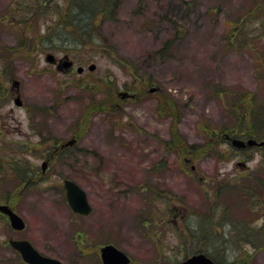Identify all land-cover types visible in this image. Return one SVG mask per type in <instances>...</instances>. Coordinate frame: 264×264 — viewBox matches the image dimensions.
<instances>
[{
    "label": "rangeland",
    "instance_id": "rangeland-1",
    "mask_svg": "<svg viewBox=\"0 0 264 264\" xmlns=\"http://www.w3.org/2000/svg\"><path fill=\"white\" fill-rule=\"evenodd\" d=\"M16 6L0 0V16ZM0 22L11 93L0 97V198L12 197L27 223L15 232L0 214V264H27L11 238L65 264H102L107 244L133 264H177L202 249L226 264H264L261 241L243 244L264 228V196L248 200L229 188L237 176L264 181V156L234 146L235 136L220 143L235 113L264 106V0H117L97 46L78 54L93 60L70 71L59 68L72 60L64 49L19 47L10 15ZM33 26L25 28L31 45L45 33L42 22ZM215 130L221 136L209 135ZM73 140L31 187L5 171L18 158L39 172L48 149ZM65 179L86 191L92 214L72 211ZM203 223L220 229L217 237L190 238Z\"/></svg>",
    "mask_w": 264,
    "mask_h": 264
},
{
    "label": "trees",
    "instance_id": "trees-1",
    "mask_svg": "<svg viewBox=\"0 0 264 264\" xmlns=\"http://www.w3.org/2000/svg\"><path fill=\"white\" fill-rule=\"evenodd\" d=\"M116 4L117 0H16L17 6L12 11L9 10V14H3L0 16V21L10 15L13 21L11 25L17 34L16 37H18L21 42L19 47H25L26 42L28 46L42 51L45 49L60 48L64 49V52H66L67 55L69 54L68 56L72 57V60L85 63L87 60H93L94 57L91 55H85L81 59V56L78 54L82 53L84 49H92L97 46L98 39L96 38L95 33L105 20L108 19L109 14L116 7ZM41 22L44 25L45 33L44 35L37 37L36 42L38 43L34 42L35 45H31L32 39L31 41H28L30 38L27 35L25 36V28H30L31 30L35 27L33 24L36 25ZM35 30L37 33V29ZM23 39L24 42L22 43ZM33 39L35 40V38ZM169 46L170 43L169 45L167 43L165 49ZM1 50H3V47L0 46V51ZM162 51L163 50H161V52ZM6 65L7 64H3L2 66L0 64V97H3V100H8L11 96L8 88L5 87L6 84L4 85L2 83V80L7 83L10 77L7 74L6 77H2L3 72L7 69ZM141 79L142 83H149L146 79ZM9 93L10 96L6 97ZM101 105H104V103H101ZM93 108L94 107L90 108L89 112H92ZM262 108L257 107L252 109V112L250 113L251 116L249 114L247 115L245 111L235 113L234 121L237 120V122H234L235 124L233 126H223L221 128V132L224 136L222 137L223 139H221L220 143L229 142V138L232 136L264 142V110ZM83 119L86 122L85 124L88 125L87 122L89 121L90 116L85 114ZM245 120L247 122H245ZM215 133L221 136L217 130L214 131V134L212 133L209 135L214 137ZM202 148L203 151L211 150L213 149V145H203ZM66 150L67 149L61 150L59 147L53 149V152H50V154L54 155L55 158L53 157L52 159H56L57 154L65 152ZM195 150L198 152V148ZM259 152L262 156H264V145L259 147ZM22 160L24 159H12L11 162H7L8 164L4 166H6L5 171H10L12 174L9 175L13 178V180H17L20 187L22 186V188L26 189L39 183L38 181L40 180L38 178L41 176V171L38 172L35 170V165H32L30 162L24 163ZM0 170H4V168ZM256 170L261 171L263 169L257 168ZM249 176H252V174ZM2 177L3 179H6L3 173ZM237 177L234 178L235 183L233 186H230L229 188L235 193L242 194L243 198H247L248 200H257L258 202L261 201L264 196V181L261 179L262 177H260V179H257L256 177H247L243 180L241 178L244 176ZM0 201L8 203L11 207L15 203L13 198L8 197L7 195L1 197ZM143 220L144 219H142V221ZM144 222L147 224V222L151 223L153 220L146 219ZM202 225H204V223L195 228L194 231H189L190 238H197L198 240L204 239V241H207L214 239L220 233V229H217L216 231L209 229L205 230L202 229ZM190 238L187 237V240H190ZM249 238L245 240L243 243L244 245H252L257 248L259 246H255L254 242L261 241L260 243L264 244V228L263 230H260V228L253 229ZM201 252H205L208 256L219 261L217 258L210 255L208 250L206 251L205 249H202Z\"/></svg>",
    "mask_w": 264,
    "mask_h": 264
},
{
    "label": "water",
    "instance_id": "water-1",
    "mask_svg": "<svg viewBox=\"0 0 264 264\" xmlns=\"http://www.w3.org/2000/svg\"><path fill=\"white\" fill-rule=\"evenodd\" d=\"M49 62L53 63V56L49 55ZM73 65V62L67 61L62 62V65L59 66L60 69H69ZM96 65L93 64L89 67L90 70H95ZM84 70L83 67L78 68V71L81 73ZM15 104L18 106L22 105L20 97L16 98ZM76 140L70 141L65 145L69 146L75 143ZM232 144L237 148H245L246 146L264 145V142H257L256 140L250 139L244 141L241 139H233ZM47 162L43 164V168L46 169ZM64 188L66 190L67 201L75 213L82 215H90L93 212V209L89 203L87 193L83 188H81L75 181L71 179H66L64 181ZM0 212L7 215L10 221L11 226L16 230H23L26 227L24 219L17 214L11 207L7 204H0ZM10 244L13 248L18 250L22 258L28 264H64L60 260L55 258L47 257L39 253L35 247L28 240H15L11 239ZM101 258L104 264H129V256L118 249L112 244L105 245L101 249ZM179 264H215L207 255L201 253L189 257L185 261Z\"/></svg>",
    "mask_w": 264,
    "mask_h": 264
},
{
    "label": "flooded vegetation",
    "instance_id": "flooded-vegetation-1",
    "mask_svg": "<svg viewBox=\"0 0 264 264\" xmlns=\"http://www.w3.org/2000/svg\"><path fill=\"white\" fill-rule=\"evenodd\" d=\"M45 154H47V155H45ZM44 155H43V157H44V159L46 160V161H48V164H50L51 163V161H52V158L54 157V155H51L50 154V151H49V149L46 151V153H45ZM55 158V157H54ZM41 171L42 172H40V179H42L43 177H45V172L47 171V169L46 170H44L43 169V167L41 166ZM14 231V230H13ZM15 232H17V231H15ZM23 239V238H22ZM101 248V247H100ZM15 252H17L18 254H19V256H20V253L18 252V251H16L15 250ZM21 257V256H20ZM130 259H131V262L129 263V264H133L134 263V261H133V259L130 257ZM235 260H237L238 262L239 261H242L243 259L242 258H239V257H236L235 258ZM216 263H218V264H226V263H223V262H220V261H216ZM240 264H242L241 262H239ZM139 264V263H138ZM227 264H237L236 262L235 263H227Z\"/></svg>",
    "mask_w": 264,
    "mask_h": 264
}]
</instances>
